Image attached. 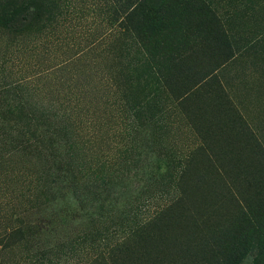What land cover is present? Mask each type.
<instances>
[{"label": "rangeland", "instance_id": "obj_1", "mask_svg": "<svg viewBox=\"0 0 264 264\" xmlns=\"http://www.w3.org/2000/svg\"><path fill=\"white\" fill-rule=\"evenodd\" d=\"M124 2L0 0V264H218L231 195L263 194L264 43L238 56L236 23L234 59L193 55L137 120L154 94Z\"/></svg>", "mask_w": 264, "mask_h": 264}, {"label": "trees", "instance_id": "obj_2", "mask_svg": "<svg viewBox=\"0 0 264 264\" xmlns=\"http://www.w3.org/2000/svg\"><path fill=\"white\" fill-rule=\"evenodd\" d=\"M115 14L118 28L130 32L136 39L135 60L154 94L147 106L142 102L136 105L137 120L144 109L155 107V95L162 89L169 90L174 73L182 70L193 55L211 51L220 61L223 59L218 68L225 64L227 57L234 59V36L230 32L236 23L238 56L252 53L264 43V0H125ZM247 37H252L253 41L248 40L242 47L241 40ZM225 49L231 52L230 56L220 55ZM128 188L129 196L134 193V186ZM230 199L238 221L237 234L232 238L233 249L225 248L226 255L221 254L218 264H238L239 256L245 255L254 245L258 250L255 264H264V190L252 208L247 201H239L235 194ZM171 207L150 209L138 228H157V222L169 214ZM231 253L233 263L229 260Z\"/></svg>", "mask_w": 264, "mask_h": 264}]
</instances>
